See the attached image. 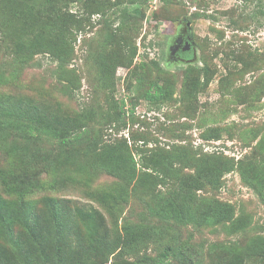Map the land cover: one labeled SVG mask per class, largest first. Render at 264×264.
Instances as JSON below:
<instances>
[{"label":"rangeland","instance_id":"1","mask_svg":"<svg viewBox=\"0 0 264 264\" xmlns=\"http://www.w3.org/2000/svg\"><path fill=\"white\" fill-rule=\"evenodd\" d=\"M185 15L190 16L191 34L201 45H195L193 61L167 55V46ZM125 22L134 26L132 39L136 55L130 64L117 63L120 59L117 27ZM63 26L71 38L64 62L41 51L15 66L16 45L24 49L30 43L45 40L49 46L55 32ZM100 54L113 59L105 57L102 62ZM152 61L158 65L153 67ZM146 65L149 67L146 80L156 79L163 84L169 78L170 98L152 103L141 96L148 85L137 78L141 67ZM189 66L198 72L192 69L188 79L185 70ZM61 67L69 69L66 74L76 82L75 86L58 76ZM202 67H207L208 78ZM13 68L18 69L17 78L11 84L0 86V97L5 98L1 103L5 107L19 105L45 118L49 115L64 133L82 130L76 114L87 111L92 115L84 124L88 140L80 144L64 145L47 138H29L7 129L3 133H8L9 147L0 150L2 167L11 151L25 149V156L37 175V188L41 182L51 180V173H45L49 160L63 161L69 157L70 161L78 158L77 163L85 164V173L72 176L75 186L32 194L36 208L43 207L44 195L62 200L65 206L58 211H66L68 216L61 237L74 241L73 246L79 251L78 264H100V259L104 264H198V260L200 264H217L215 261L220 258L218 253L224 245H247L255 237H264V204L241 182L237 169L221 177V186L215 194L220 200L232 203L236 214H244L248 219V224L234 233H228L224 225L199 229L189 225L178 232L175 242H171V234L163 231L150 236L141 234L140 240L122 244L119 239L124 236V229L151 218L147 201L166 198L168 187L159 184V179L148 177L144 178L149 185L146 192L139 188V183L132 194L116 192V212H121L117 219L87 195L89 189L117 191L125 184L122 172L98 170L89 164L91 151L115 146L123 139L132 148L138 168L139 160L148 156L149 150L156 152V157L160 155L159 150L172 149L178 144L191 153L196 150L195 157L200 152L206 156L233 158L235 163L249 160L259 163L264 157V139L259 143L264 133V0H167L166 3L162 0H0V73L11 72ZM190 76L198 77L196 89L188 85ZM213 128L218 129L219 136L205 138ZM131 132L145 133V144L133 142ZM137 145H143L141 149L148 151L137 152L134 150ZM178 166L176 157L166 162L167 168ZM33 176L22 170L13 174V179L33 183ZM0 195L8 197L1 187ZM125 196L128 197L124 201L120 199ZM17 201L16 196L9 197L7 208L14 209ZM75 206L98 214L97 245L94 241L80 242L81 236L89 237L81 230ZM5 237V232L0 233V264H27L25 258L9 257L7 252L13 249ZM167 245L172 247L162 260L141 261L145 256L157 258ZM209 247L214 249L213 254L207 252ZM92 248L95 255L91 253ZM175 251L180 256H173ZM189 253L191 259H188ZM70 260L68 256L66 261ZM242 262L264 264V259L247 255Z\"/></svg>","mask_w":264,"mask_h":264},{"label":"trees","instance_id":"2","mask_svg":"<svg viewBox=\"0 0 264 264\" xmlns=\"http://www.w3.org/2000/svg\"><path fill=\"white\" fill-rule=\"evenodd\" d=\"M167 0H162L166 3ZM199 15L198 13H193ZM166 20L168 18H165ZM190 16H183L181 20L189 22ZM169 20V19H168ZM132 24L135 25V22ZM120 34L117 37L118 45L120 46V59L117 63L124 62L123 64H130L132 59L136 55V47L132 39L133 25L125 22L118 24L117 27ZM112 38V37H111ZM194 44L201 47L200 43L193 38ZM71 38L69 37V31L66 27H61L50 40V45L47 46L45 40L37 41L36 43H30L23 49L21 45H16L14 61L15 66L22 65L28 58L32 57L38 52H49L56 59L64 62L66 56L69 54L71 45ZM118 50V51H119ZM25 52V53H22ZM102 54V53H101ZM99 55V59L103 62L105 57H109L108 60L113 59L111 56L103 57ZM163 54V52H162ZM116 60V57H115ZM157 61H152L153 67L157 66ZM194 69L198 72V69L194 66H189L186 69V77L190 74V71ZM17 70L13 68L11 72L0 73V86L3 84H11L17 78ZM69 69L67 67H61L58 70V76L65 78L68 83L75 86V81L67 73ZM149 70L148 65L141 67V74L137 79L146 82L147 88L142 90L141 96H144L147 100L159 102L161 100L170 98L171 90L169 89V78H165L163 84H159L155 80H146L145 73ZM205 73V77L208 78L207 67L201 69ZM188 85L191 89H196L197 76H190ZM189 79V78H188ZM208 79H206L207 82ZM9 96L8 98H10ZM5 98L0 97V150H8L9 143L7 142V134L3 133L7 129L18 131L22 135L33 138H47L48 140H55L59 144H72L74 142L80 144L82 140H88V130H84V124L90 120L91 114L87 111L80 112L77 115V119L81 124L82 130L72 129L61 131L57 124L50 120V116L45 118L37 111L23 109L21 106H9L5 107L1 101ZM33 111V112H32ZM91 116V117H90ZM212 133H208L205 138L218 137V129L213 128ZM256 135V134H255ZM130 139L141 144H145L147 136L145 133L131 132ZM264 139V133L260 137L262 143ZM143 145H137L134 150L143 154L148 150H142ZM148 156L142 157L140 167L138 168L137 161L133 159L132 148L128 145L126 139L115 146H103L98 149H94L89 153L90 167L98 170L106 169L109 172L120 171L126 181L124 185L119 187L116 191H110L105 188H97L94 191L89 189L87 194L91 197L99 206H102L106 212L117 219L121 212H116L118 205L115 202L117 196L116 192H122L132 194L136 191V187L139 183V188L144 192L149 186L146 184L144 178H157L159 184L166 185V198L148 200V210L150 217L147 221H142L135 227H128L124 229V236L119 239L122 244L134 243L140 240L141 234L153 235L163 231H167L170 235L171 242H175L178 232L186 226H194L196 228L213 227L217 225H224L227 227L228 233H234L243 229L248 224V219L244 214H236L235 207L228 201H222L216 197V190L221 186V177L232 170L237 169L241 182L251 188L264 204V157L259 160V163L249 160L248 162L233 161V158L223 156H209L200 154L195 157L196 150L192 153L182 145H173L172 149L159 150L160 155L155 157L153 150H149ZM176 157L179 166L177 168H167L166 162L168 159ZM77 159L70 161L69 157L65 160H57L55 162L49 160L48 167L45 173H51L50 182H41L40 188L37 175L27 157L25 156V149H16L11 151L5 161L0 166V187L8 193V197L16 196L18 201L14 204V209L7 208V199L0 198V233L5 232V238L7 243L13 249V251L7 252L10 258L11 256H18V258H25L27 264H78L79 251L74 248L73 240L62 239V228L65 225L66 211L59 212L58 209L61 206H65L62 200L56 198L53 195H44L42 197L43 207L36 208L35 200L32 194L36 191H43L49 189L52 192H58L66 190L68 187L75 186V178L72 176L75 173H85V164L77 163ZM138 162V163H139ZM71 167V168H70ZM187 168L192 169V172H188ZM3 169V170H2ZM186 169V170H185ZM28 171L34 174L33 183H21L13 179V174L20 171ZM97 171V170H96ZM116 171V172H117ZM15 172V173H14ZM87 172V171H86ZM137 182V183H136ZM135 183L129 188L131 184ZM202 191L206 192L205 194ZM44 192V191H43ZM210 192L211 194H207ZM138 193V192H137ZM161 193V191H160ZM145 196V193L143 194ZM126 197H122L123 201ZM143 199L145 197H142ZM111 201V202H110ZM144 202V201H143ZM114 206V207H113ZM75 214L78 217V221L81 224V230L89 238L85 239L81 236L80 242H92L97 245V239L95 235L97 216L98 214L92 210H83L79 207L73 208ZM155 219V220H154ZM50 225V226H49ZM18 229V231H17ZM145 235L143 236V238ZM120 238V237H119ZM171 245L164 246L159 251L158 257L145 256L141 259L142 262H156L157 259L162 260L166 257L171 249ZM214 249L211 247L207 249L209 254H213ZM11 252V253H10ZM91 253L94 255V248L91 249ZM178 251H175L173 256H180ZM76 255V258L73 255ZM192 254L189 253L188 259H191ZM247 255H252V259L259 258L264 259V237H255L247 245L239 246H227L224 245L218 256L222 259H218L217 264H244ZM71 256L70 261H66V258ZM15 258V257H13ZM215 260V259H214ZM105 261L100 259L99 263L104 264ZM186 262V261H185ZM197 263V262H196ZM187 264V263H186ZM198 264L200 261L198 260Z\"/></svg>","mask_w":264,"mask_h":264},{"label":"flooded vegetation","instance_id":"3","mask_svg":"<svg viewBox=\"0 0 264 264\" xmlns=\"http://www.w3.org/2000/svg\"><path fill=\"white\" fill-rule=\"evenodd\" d=\"M180 23L181 26L178 27L176 34L167 46V55L169 58H178L181 60L191 57L195 44L192 39L189 22L181 20Z\"/></svg>","mask_w":264,"mask_h":264},{"label":"water","instance_id":"4","mask_svg":"<svg viewBox=\"0 0 264 264\" xmlns=\"http://www.w3.org/2000/svg\"><path fill=\"white\" fill-rule=\"evenodd\" d=\"M189 59H191V61L196 59V47H193V52H192L191 57H189ZM189 59H187V60H189Z\"/></svg>","mask_w":264,"mask_h":264}]
</instances>
